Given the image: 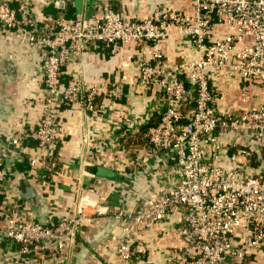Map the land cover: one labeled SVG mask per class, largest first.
I'll use <instances>...</instances> for the list:
<instances>
[{"label":"built area","instance_id":"built-area-1","mask_svg":"<svg viewBox=\"0 0 264 264\" xmlns=\"http://www.w3.org/2000/svg\"><path fill=\"white\" fill-rule=\"evenodd\" d=\"M191 1L192 14L156 8L147 18H132L104 0L99 17L84 11L69 15L61 8L46 27H39L30 14L24 20L29 27L26 44L47 54L42 117L25 135L47 156L57 146L60 104L93 112L100 95L122 96L120 84L110 93L106 80L85 78L80 64L84 52L92 44L147 45L138 64V83L159 90L164 107L159 123L143 132L141 162L165 154L175 163L177 178L157 188L141 208L112 209L121 229L115 248L118 264H147L137 256L135 239L169 218L177 220L174 232L180 245L166 264H264V0ZM0 24L7 35L19 24L17 9L8 0H0ZM173 27L197 52L179 70L167 64L161 50ZM72 61L77 62L76 72L65 84L64 70ZM226 69L241 87L243 105L237 109L221 107L224 92L212 83ZM9 143L20 147L22 141H0V194L9 179L6 162L19 154ZM44 159L41 155L29 162L36 168ZM106 213L105 206L81 195L68 218L44 225L14 202L0 211L5 220L0 236L18 246L19 256L57 255L75 243L93 216Z\"/></svg>","mask_w":264,"mask_h":264},{"label":"crops","instance_id":"crops-1","mask_svg":"<svg viewBox=\"0 0 264 264\" xmlns=\"http://www.w3.org/2000/svg\"><path fill=\"white\" fill-rule=\"evenodd\" d=\"M103 1L8 0L17 9L19 24L10 35L4 33L0 24V141L17 137L22 144L8 145L19 154H12L6 162L9 179L0 194V211L16 202L23 214L51 225L68 218L82 195L105 206L107 213L93 216L75 243L57 255L19 256L18 246L0 236V264H118L115 248L121 229L110 215L112 209L141 208L157 188L172 184L177 178L165 154L150 158L145 164L141 162L146 148L143 132L147 126L159 123L164 107L159 90L144 89L138 83V64L146 43L92 44L81 57L85 78L91 82L106 80L110 93L120 84L122 96L100 95L93 112L60 104L58 142L51 155L47 156L35 140L25 135L38 127L42 117L46 96L43 64L47 54L44 48L26 44L29 27L24 20L30 14L39 27H46L61 8L69 15L84 11L95 18L102 13ZM106 1L124 15L139 19L151 16L156 8L188 14L194 11L191 0ZM172 32L161 43V50L167 64L179 70L182 64L196 58L197 52L189 38L176 34L177 28L173 27ZM76 65L72 61L66 66L65 84L76 72ZM212 83L224 92L221 107L237 109L243 105L239 80L232 70L218 73ZM41 155L45 156V164L32 168L30 159ZM51 164H55L54 170L50 169ZM4 226L1 216L0 230ZM177 226V220L169 218L140 232L134 242L137 256L147 264H166L175 246L180 245L174 232Z\"/></svg>","mask_w":264,"mask_h":264},{"label":"rangeland","instance_id":"rangeland-1","mask_svg":"<svg viewBox=\"0 0 264 264\" xmlns=\"http://www.w3.org/2000/svg\"><path fill=\"white\" fill-rule=\"evenodd\" d=\"M171 168L175 170L176 165L174 162L171 163ZM244 264H249V261L245 262Z\"/></svg>","mask_w":264,"mask_h":264},{"label":"trees","instance_id":"trees-1","mask_svg":"<svg viewBox=\"0 0 264 264\" xmlns=\"http://www.w3.org/2000/svg\"><path fill=\"white\" fill-rule=\"evenodd\" d=\"M96 105H97V102H96ZM187 106H188V105H186V106H183V108L186 110V108H188ZM48 169H49V168H48Z\"/></svg>","mask_w":264,"mask_h":264}]
</instances>
